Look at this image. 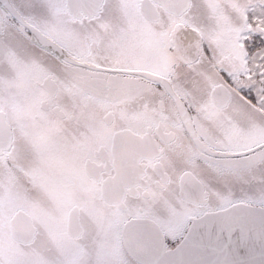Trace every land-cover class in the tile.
I'll return each mask as SVG.
<instances>
[{
    "label": "snow or ice",
    "instance_id": "obj_1",
    "mask_svg": "<svg viewBox=\"0 0 264 264\" xmlns=\"http://www.w3.org/2000/svg\"><path fill=\"white\" fill-rule=\"evenodd\" d=\"M0 264H264V0H0Z\"/></svg>",
    "mask_w": 264,
    "mask_h": 264
}]
</instances>
